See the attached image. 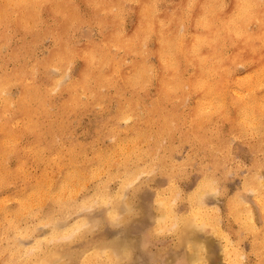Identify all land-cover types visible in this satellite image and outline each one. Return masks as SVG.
<instances>
[{"label": "bare ground", "instance_id": "obj_1", "mask_svg": "<svg viewBox=\"0 0 264 264\" xmlns=\"http://www.w3.org/2000/svg\"><path fill=\"white\" fill-rule=\"evenodd\" d=\"M84 24L99 40L75 39ZM46 37L47 55L39 57ZM54 94L62 97L57 104ZM108 96L119 109L99 119L92 144L69 141L70 116ZM101 135L110 136L107 145ZM182 146L209 158L211 170L231 150L264 149V0H0V264H105L86 241L63 245L41 228L47 214H75L101 187L115 195L135 173L164 169ZM173 178L152 197L153 231L157 196L171 202L178 195ZM262 178L251 171L242 193L227 201L226 227L210 200L217 179L202 176L188 198L180 196L178 214L199 217L200 227L187 233L210 249L208 259L215 250L222 262L241 261L233 239L242 225L254 264L264 261ZM247 198L258 204L261 226ZM110 211L120 215L118 206Z\"/></svg>", "mask_w": 264, "mask_h": 264}, {"label": "rangeland", "instance_id": "obj_2", "mask_svg": "<svg viewBox=\"0 0 264 264\" xmlns=\"http://www.w3.org/2000/svg\"><path fill=\"white\" fill-rule=\"evenodd\" d=\"M130 21L131 17L127 19V23ZM75 34V39H77V41H83L87 38H95V40H99L100 37V34L97 32L96 28L91 24H84L79 26ZM50 39V37H46L43 39L45 40L43 44L35 50L37 56L45 57L47 55ZM128 92L129 91H126L124 93L127 97L131 96V94ZM61 98L62 97L59 94H54L51 100L54 104H57L60 102ZM101 100H107L108 102H93L95 106L94 108L88 111H81L76 116H70V130L68 134L69 141H72L77 145L89 143V145H91L92 142H90V140L94 136H96V134L99 133V131L96 130L97 126L100 123L99 119L106 117L108 114L113 115L119 109V102H117V100L113 98V96H108L106 99ZM90 102H92V100ZM124 123L125 122H122L121 120L118 122V126L120 128H123L125 125ZM107 136L110 137L109 135ZM108 137L101 135L98 138V141L101 142L102 138H105V141L102 144L107 145L109 143ZM169 156V159L172 160V163L167 164L164 169H158L154 172L155 175L152 177L151 184L148 186V189L146 191L154 193L155 190L158 189L161 184H167L164 180L165 178L171 179V177L173 176V179H176V186L178 188V195H176L177 198L175 197L174 201L180 202L184 205L185 200H180V196L183 198H188L187 196L193 191L198 178L202 176H212L215 178V180L217 179L214 184L215 186L213 187H218V190L217 192L215 191V194H219V196L214 197L215 194L213 193L214 195L212 194V197L210 196L211 199L210 197L209 199L211 200V202H213L212 198H214L215 200L217 199L216 201L214 200L213 204L217 206L220 205L219 207L221 213L224 219H226L225 227L227 226L229 220H231L229 215L226 216L227 212L225 207L227 201L238 197L237 195H240L242 193V182L244 178H247L250 175L251 171L258 173L259 175L264 174V166H262V158H264V149L260 151H254L244 147V149H240L239 151L231 150L228 154L227 159L225 161H220L219 167L214 170H211L209 166V158H206L200 153H196V149L191 146L178 147L171 154H169ZM234 156L236 157V159ZM31 169L32 174H36L39 172L37 167H32ZM175 172H177V174ZM227 172L231 173V176L229 175V178H227L228 175L226 176ZM116 182H112L111 186H114ZM140 195H143V193L141 192ZM168 197H171L170 194L168 195ZM209 199L208 201L210 202ZM247 199L250 202L251 208L253 207L252 211L254 210L253 215L255 216V222L258 224V226H261L262 222L260 221V214L258 212L257 207L258 204L255 203L251 198ZM211 202L210 204L213 206ZM243 214H241L240 212L238 216H243ZM149 221L151 220L149 219ZM238 222L241 224V217H239ZM205 229L206 232L207 230H209L206 227ZM240 229L241 230L236 233L233 239V243L235 245L236 250H239L242 254H244L242 256L244 259L243 261L234 263L254 264L256 260V255L252 252L251 249L252 238L250 232H246L242 225H240ZM110 233L111 232H107V234L111 235ZM210 234L212 233H208V235ZM221 241L223 242V240ZM226 259H224V262L220 261V258H217L215 250H212V264H234L230 261V263H227Z\"/></svg>", "mask_w": 264, "mask_h": 264}, {"label": "snow or ice", "instance_id": "obj_3", "mask_svg": "<svg viewBox=\"0 0 264 264\" xmlns=\"http://www.w3.org/2000/svg\"><path fill=\"white\" fill-rule=\"evenodd\" d=\"M249 7L251 6H242L245 11ZM128 119H131V117ZM125 123H127V120H125ZM262 166H264V158H262ZM154 175L155 173L151 170L135 173L130 179H126L122 183L121 188L115 195L111 192H106L101 187L98 189L99 195L91 204L85 203L77 210V213H69L68 216L56 212L47 214V219L40 227L58 235L59 242L63 245L71 244L77 240L86 241L87 247L99 250L98 254L105 257V264H111L112 257H116L115 264H124V259H121V257H127V250L120 249L119 253H117L110 242L103 239V236L96 235V233L100 231L104 222L119 225L126 217L139 214V210L135 205L138 194L141 192L146 198L149 209H151L152 197L155 193L146 190L151 184ZM261 193H264V178L261 180ZM155 203L159 206L161 215L154 221L155 230L153 231L149 228L146 237L151 239L154 235L168 234L175 244H183L188 255L186 258L177 260L176 264H212V261L208 259L210 249H206L203 244L198 243L187 233L188 228L200 227L199 217L194 215H179L175 207L176 201H165L157 196ZM114 205L118 206L120 215H113L110 211ZM261 207H264V196L261 198ZM96 212H103L104 215L96 217L94 215ZM43 215L45 214L42 212ZM80 217H86V219L81 220ZM73 220H77V223L72 224ZM252 230L256 231L254 226ZM37 243L40 245V249L48 246L44 241H38ZM48 243L51 244L53 241H49ZM37 250L34 247L31 252L35 253ZM238 259L242 261L244 258L239 257ZM42 264H78V261L48 259L43 261ZM261 264H264V261Z\"/></svg>", "mask_w": 264, "mask_h": 264}, {"label": "clouds", "instance_id": "obj_4", "mask_svg": "<svg viewBox=\"0 0 264 264\" xmlns=\"http://www.w3.org/2000/svg\"><path fill=\"white\" fill-rule=\"evenodd\" d=\"M139 214L126 217L119 225L104 222L96 235L103 236L111 232V238L106 239L114 247L117 253L120 249H126L128 255L124 264H176V261L187 257L183 244L177 245L169 235L146 237L150 228L149 217L151 211L146 203V198L138 194L135 205ZM96 217L104 215L103 212L94 213ZM116 257L111 258V264H115Z\"/></svg>", "mask_w": 264, "mask_h": 264}]
</instances>
